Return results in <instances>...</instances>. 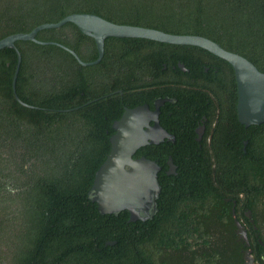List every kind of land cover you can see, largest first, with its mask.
<instances>
[{"label":"trees","instance_id":"trees-1","mask_svg":"<svg viewBox=\"0 0 264 264\" xmlns=\"http://www.w3.org/2000/svg\"><path fill=\"white\" fill-rule=\"evenodd\" d=\"M74 13L170 34L203 36L264 72V0H0V40ZM36 38L60 43L84 62L98 58L95 40L72 23L42 30ZM16 47L22 55L17 94L35 108L21 105L14 96L16 51L0 50V233L7 225L19 242L6 264L244 263L222 250L227 247L224 232L236 225L218 214L214 193L223 190L209 181L204 183L199 254L190 249L197 246L195 237L186 238L181 232L170 235L166 221L129 222L128 211L102 215L88 198L95 173L111 150L113 124L121 118L123 106L149 102L148 91L137 96L128 91L123 70L137 65L147 72L165 64L182 72L179 65L183 64L192 71L211 66L235 75L229 63L199 47L139 38H107L101 62L87 67L54 44L18 41ZM119 90L126 93L124 104ZM258 126L264 123L251 127ZM252 149L262 152L264 138L254 139ZM244 168L252 174L249 193L253 213L260 217L264 215V161L254 156ZM250 225L258 234L263 232L264 221ZM251 242L256 264H264V236L257 235ZM185 247L190 254L184 256Z\"/></svg>","mask_w":264,"mask_h":264},{"label":"flooded vegetation","instance_id":"flooded-vegetation-1","mask_svg":"<svg viewBox=\"0 0 264 264\" xmlns=\"http://www.w3.org/2000/svg\"><path fill=\"white\" fill-rule=\"evenodd\" d=\"M202 62L200 60V66ZM140 68L137 65L127 67L123 70L124 77L128 76V91L134 92L135 96L142 90L148 91L149 102L134 107L124 105L121 118L127 108L148 105L151 111H156L157 102H162L158 123L168 137L141 147L134 155L135 159L153 160L160 167L158 181L161 191L157 200L158 211L153 219L169 223L170 235L181 232L186 238L195 237L197 246L190 249L199 254L200 221L205 219L204 183L209 181L213 188L223 190L214 193L218 198V214L223 215L225 222L236 225L224 232L223 242L227 247L222 250L234 260L238 256L243 264H250V260L256 264L251 239L264 236V228L258 234L250 224L263 222L264 215L258 217L253 213L249 193L252 174L244 165L254 156L264 161V150L253 152L252 149L254 139L264 138V126L253 128L239 122L235 75L228 70H213L211 66L195 71L185 68L181 69L182 72L170 70L165 64L162 69L154 66L147 72ZM119 93L124 104L126 93L124 90ZM150 125L155 126V121ZM147 148L151 152H145ZM162 159L166 160L165 166ZM162 184L166 190L163 196ZM181 254H190V250L185 247Z\"/></svg>","mask_w":264,"mask_h":264},{"label":"water","instance_id":"water-1","mask_svg":"<svg viewBox=\"0 0 264 264\" xmlns=\"http://www.w3.org/2000/svg\"><path fill=\"white\" fill-rule=\"evenodd\" d=\"M67 23L76 25L83 34L95 40L98 51V58L95 61L84 62L74 50L60 43L43 42L36 38L42 30L60 28ZM109 37L147 39L207 50L233 68L238 91L239 122L245 126L264 123V72L245 57L228 51L217 42L203 36L177 35L151 28L121 25L88 13L70 14L57 23L42 24L29 33L12 34L0 40V50L11 48L17 54V65L12 81L16 100L25 107L35 108L22 101L17 94L16 81L22 55L16 47V42L32 41L41 45L60 46L71 53L79 64L87 67L101 62L105 54V41ZM180 68L184 70L185 66L180 64ZM161 103L157 102L156 111H151L148 105L127 108L123 117L113 124L115 134L110 138L111 150L95 173L92 188L88 192L89 200L98 205L102 215H118L122 211H128L129 222H136L151 220L157 213V200L161 191L158 181L160 167L153 160L135 159L134 155L141 147L159 143L168 137L158 123ZM151 121H155V126L150 125ZM107 244L114 245L115 242ZM253 263L254 260H250V264Z\"/></svg>","mask_w":264,"mask_h":264},{"label":"rangeland","instance_id":"rangeland-1","mask_svg":"<svg viewBox=\"0 0 264 264\" xmlns=\"http://www.w3.org/2000/svg\"><path fill=\"white\" fill-rule=\"evenodd\" d=\"M5 214V217L7 218L8 213L4 212V215ZM13 236L14 234L10 230H8V226L3 225L2 231L0 233V264H6V261L14 250L16 243H19Z\"/></svg>","mask_w":264,"mask_h":264}]
</instances>
